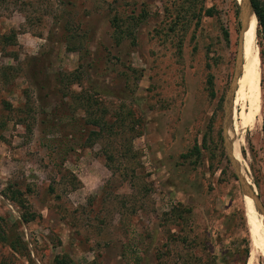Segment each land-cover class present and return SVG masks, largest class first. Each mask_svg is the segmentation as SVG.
<instances>
[{"label":"rangeland","instance_id":"rangeland-1","mask_svg":"<svg viewBox=\"0 0 264 264\" xmlns=\"http://www.w3.org/2000/svg\"><path fill=\"white\" fill-rule=\"evenodd\" d=\"M236 3L0 0L17 34L0 41V264H247L227 144L264 209V36L255 17L242 128Z\"/></svg>","mask_w":264,"mask_h":264},{"label":"bare ground","instance_id":"bare-ground-1","mask_svg":"<svg viewBox=\"0 0 264 264\" xmlns=\"http://www.w3.org/2000/svg\"><path fill=\"white\" fill-rule=\"evenodd\" d=\"M239 5H241L242 10L246 11L247 18L240 30V57H242V39H243V50L246 54V59L248 63L244 67V73L241 75L238 81V93L241 95L239 98L242 103L246 102V108L239 114L238 125L240 127L249 126L252 124L255 115L258 112L259 102H260V88H259V66L256 59V54L252 45L250 44V37L253 35L252 26L254 25L255 15L250 8L248 0H236ZM239 7V6H238ZM243 52V53H244ZM242 63L239 62L237 65V72L239 73ZM243 72V71H242ZM237 84V81H236ZM235 84V85H236ZM238 94V95H239ZM237 125V126H238ZM227 147L230 152V157L235 166L240 167L239 161H237L236 155L241 159L239 150L237 149L235 142L231 143L228 141ZM242 173V171H241ZM245 176V175H244ZM247 179V177L245 176ZM247 182L252 186V184ZM242 203L245 213L246 223L249 228V235L252 249L248 258L247 264H250L252 256H254L255 249L258 248L262 254L264 260V218L256 212L252 200L249 197H242ZM257 216H256V213Z\"/></svg>","mask_w":264,"mask_h":264},{"label":"water","instance_id":"water-1","mask_svg":"<svg viewBox=\"0 0 264 264\" xmlns=\"http://www.w3.org/2000/svg\"><path fill=\"white\" fill-rule=\"evenodd\" d=\"M248 2H249V5H250V8L252 9L249 0H248ZM238 6H239L238 19H239V22H240V25H241L240 27H243V25H244V23L246 21V18H247V14H246L247 12L242 10V7H241V5H239V3H238ZM239 52H240V47H239ZM239 52H238V55H237V65L240 62V53ZM238 77H239V74L236 73L235 78H234L235 82L238 81ZM231 89L233 91H236V85L235 86L232 85ZM231 162H232V160H231ZM232 164L234 165L233 162H232ZM234 168H235V171H236V176H237L238 182L240 184V189H241V193H242L243 197H249L252 200V202H253V205H254V207L256 209V212L264 218V209H263V206L260 203V200H259L256 192L253 190L251 185L247 182L245 176L243 175V173H241L240 168H238V166H235V165H234Z\"/></svg>","mask_w":264,"mask_h":264},{"label":"trees","instance_id":"trees-1","mask_svg":"<svg viewBox=\"0 0 264 264\" xmlns=\"http://www.w3.org/2000/svg\"><path fill=\"white\" fill-rule=\"evenodd\" d=\"M249 1L252 7V11L256 17L257 23L261 28V33L264 36V0H249ZM207 13L210 14V11H207ZM9 33H10L9 35H1L0 41H9L8 39H10V42L12 41L15 42V38L17 35L16 32L14 30H11Z\"/></svg>","mask_w":264,"mask_h":264}]
</instances>
